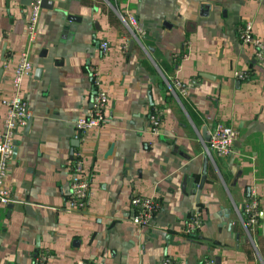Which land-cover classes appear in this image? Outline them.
Here are the masks:
<instances>
[{
    "label": "crops",
    "instance_id": "crops-1",
    "mask_svg": "<svg viewBox=\"0 0 264 264\" xmlns=\"http://www.w3.org/2000/svg\"><path fill=\"white\" fill-rule=\"evenodd\" d=\"M29 1L0 0V101L13 92ZM48 1L38 11L32 70L20 82L28 120L13 137L4 178L12 201L0 204V264H37L40 253L41 264H264V61L239 38L249 20L264 38V0ZM127 6L145 30L139 38L120 18ZM101 38L110 42L106 56ZM91 66L108 93L109 122L77 142ZM235 69L249 77L235 78ZM173 78L183 91H172ZM153 105L163 109L156 134ZM5 110L0 103V131ZM218 120L238 137L231 154L213 160L202 132ZM76 146L90 195L67 212ZM253 183L261 210L250 239L240 214ZM134 195L160 202L147 228L131 221ZM194 212L203 226L187 234Z\"/></svg>",
    "mask_w": 264,
    "mask_h": 264
},
{
    "label": "built area",
    "instance_id": "built-area-1",
    "mask_svg": "<svg viewBox=\"0 0 264 264\" xmlns=\"http://www.w3.org/2000/svg\"><path fill=\"white\" fill-rule=\"evenodd\" d=\"M42 0H30L29 12L26 20L25 33L26 41L23 47L19 50L17 61L13 66V73L11 75L10 83L12 87V94L7 98H2L0 103L6 106L5 114L2 120L3 128L0 131V204L10 203L12 201L11 195L4 183L7 166L10 161V156L13 149V137L19 127L25 125V120L28 115V107L25 99L21 95L20 82L23 76L29 75L31 68L30 48L36 37V26L38 21V11L41 7ZM122 22L132 30L134 36L139 38L145 32L140 26L138 18L128 6L119 12ZM239 38L243 44L252 45L254 47V58L257 62L264 61V38H260L254 34L251 21H246L239 26ZM98 49L100 56H106L110 51V42L106 38H101L98 42ZM185 53V52H184ZM182 54V57L185 54ZM233 76L237 79H247L249 72L244 69H235ZM89 78L91 82V90L88 94L90 107L87 112L74 120L76 129V138L82 139L83 134L90 129V127L105 125L109 122L105 109L107 106L108 93L102 86L98 68L91 66L89 70ZM172 91L173 87L183 91L182 83L176 78H173L170 83ZM163 109L157 105H153L150 109L149 129L152 133L159 132L162 125ZM209 139L203 141L204 152L211 159L217 156L225 157L231 154L234 141L238 137V129L236 126L230 125L222 120L216 123L207 130ZM71 160L69 166V181L68 194L66 202L63 205V210L67 212H75L82 210L87 203L89 193V174L84 169V159L81 155L80 149L76 146L71 153ZM249 191L242 205L240 219L244 224L245 231L251 239L252 233L259 222L260 215V199L258 195V187L253 183L248 187ZM130 204L134 213L131 221L137 227L149 226L154 219L156 213L159 211L160 202L155 197L134 195ZM187 234H197L202 228V218L199 212H194L186 224ZM46 259L45 253H40L36 256L35 262L41 264ZM162 264H176L172 259L166 257ZM75 264H93L86 261H77ZM203 264H215L212 260H205Z\"/></svg>",
    "mask_w": 264,
    "mask_h": 264
},
{
    "label": "water",
    "instance_id": "water-1",
    "mask_svg": "<svg viewBox=\"0 0 264 264\" xmlns=\"http://www.w3.org/2000/svg\"><path fill=\"white\" fill-rule=\"evenodd\" d=\"M51 1H48V0H42L41 1V6H44V4H48L49 5V3H50ZM28 120V117H27V119H26V121ZM27 123V122H26ZM205 131H206V127H204V129H203V135H204V137H205V139H206V141L209 139V135L208 134H205ZM76 141L78 142V138L76 139ZM14 144H15V142H14ZM14 144H13V149H12V153H11V155L13 154V152H14V148H15V146H14ZM204 177V176H203ZM202 181H203V179L200 181V184H199V187H200V185H202ZM26 209H28V207H26Z\"/></svg>",
    "mask_w": 264,
    "mask_h": 264
}]
</instances>
